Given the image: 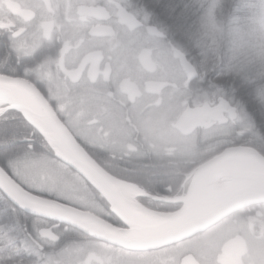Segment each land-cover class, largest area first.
<instances>
[{
	"label": "flooded vegetation",
	"instance_id": "flooded-vegetation-1",
	"mask_svg": "<svg viewBox=\"0 0 264 264\" xmlns=\"http://www.w3.org/2000/svg\"><path fill=\"white\" fill-rule=\"evenodd\" d=\"M6 2L9 16L0 15V33L17 23L21 32L28 31L39 18L40 36L22 51H14L0 35V117L21 116L4 112L12 97L2 85L19 81L30 86L78 146L98 161L121 198V207L135 216L177 212L181 205L168 201L185 196L190 184L181 159L192 151L185 150L184 141L201 140L209 130L221 127L231 137L233 121L227 120V111L232 106L224 101V124L206 119L187 136L174 128L186 110L207 104L215 111L221 99L201 101L205 92L194 82L198 75L185 84L177 55L181 52L161 29L151 25L143 10L132 6V0ZM209 138L215 151V136ZM160 169H170L171 177L132 178V174ZM80 180L96 213L74 206L125 230L119 211L86 180ZM262 206L236 211L202 232L145 252L92 240L101 248L122 250L128 264H264ZM92 259L96 264H111L107 254Z\"/></svg>",
	"mask_w": 264,
	"mask_h": 264
},
{
	"label": "water",
	"instance_id": "water-1",
	"mask_svg": "<svg viewBox=\"0 0 264 264\" xmlns=\"http://www.w3.org/2000/svg\"><path fill=\"white\" fill-rule=\"evenodd\" d=\"M177 55L186 76L185 84H188L197 78V74L183 54L178 52ZM2 87L12 97L4 112L20 113L25 123L51 149L56 160L86 180L119 211L118 219L126 229H115L90 212L30 193L0 167V193L25 214L38 216L44 209L70 212L90 238L125 251L145 252L202 232L236 211L264 204V157L253 148L239 146L222 150L190 173L186 195L168 201L181 205L177 212L135 216L120 206L122 200L109 185L108 176L78 146L35 89L19 81H8ZM225 107L227 104L220 100L215 111L207 104L186 110L174 128L187 136L206 119L224 124L226 119L222 117V110ZM235 116L234 108L227 111V120H234ZM218 181L229 184L216 190Z\"/></svg>",
	"mask_w": 264,
	"mask_h": 264
},
{
	"label": "trees",
	"instance_id": "trees-1",
	"mask_svg": "<svg viewBox=\"0 0 264 264\" xmlns=\"http://www.w3.org/2000/svg\"><path fill=\"white\" fill-rule=\"evenodd\" d=\"M211 1L132 0V6L143 10L151 20V25L161 29L167 39L193 66L198 75L194 82L203 88L208 97L207 101L216 103L217 99H222L237 113L231 124V137L226 136L224 127L216 129L215 151H212L210 146L211 139L205 137L202 141L198 139L195 142L191 153H185L184 159H181L185 164L183 167L185 178L196 165L214 157L225 148L250 147L264 157V73L242 72L237 66L223 60L214 51L211 41L205 38V33L200 27L202 17L207 16L215 21L222 16H242L243 13L236 10L237 5H252L258 10L262 0H216L215 6L210 8ZM209 93H213V97ZM30 134L32 136H29ZM205 148L208 149L205 151ZM202 150L205 151L204 155L197 158L196 156L203 153ZM88 156L100 167L91 154ZM35 161L57 163L72 175L81 178L54 158L51 149L20 115H2L0 167L22 188L30 191L14 177L11 165L23 162L28 166ZM142 173L137 176L132 174V178L149 177L150 174L151 177H171L170 169ZM38 194L36 195L39 197L57 200L45 193ZM251 208L254 207H249ZM37 217L15 209L0 193V264H33L39 251L33 231Z\"/></svg>",
	"mask_w": 264,
	"mask_h": 264
},
{
	"label": "clouds",
	"instance_id": "clouds-1",
	"mask_svg": "<svg viewBox=\"0 0 264 264\" xmlns=\"http://www.w3.org/2000/svg\"><path fill=\"white\" fill-rule=\"evenodd\" d=\"M242 16H222L213 21L202 17L200 27L211 41L214 51L242 72L264 73V0L255 6L240 4ZM0 15L9 16L6 0H0ZM261 22L257 23V17ZM13 19H15L13 17ZM39 18L21 32V25L5 28L3 35L14 51H22L26 43L40 36ZM34 239L38 254L33 264H96L94 256L109 255L111 264H128L120 249L101 246L90 239L70 212L41 210L34 223Z\"/></svg>",
	"mask_w": 264,
	"mask_h": 264
},
{
	"label": "rangeland",
	"instance_id": "rangeland-1",
	"mask_svg": "<svg viewBox=\"0 0 264 264\" xmlns=\"http://www.w3.org/2000/svg\"><path fill=\"white\" fill-rule=\"evenodd\" d=\"M215 1L216 0L211 1L209 5L211 6L210 8H213L215 6ZM259 22H261V17H259ZM200 99L201 101H204V99L205 101H207L208 97L206 96V94H203ZM215 134L216 131L214 132L213 130H209V133L207 132L204 135H206L205 137L209 138L210 135L215 136ZM166 140L168 139L166 138ZM195 142L196 141L192 142L191 140L184 141L185 150L191 152V148L194 146ZM207 149L205 148V151ZM204 153L196 157H202ZM197 158H195L194 161H196ZM11 167L13 169L14 177L18 179L19 183L28 188L30 190L29 192L35 195L38 193H45L47 195L54 196L57 199L55 201L69 206L75 205L78 206V208L80 207L82 209H86L87 211L96 210V206L90 203V197H88V194L83 191L80 185V182L82 181H78V177L69 173L64 167L60 166L59 164L52 162L49 163V161H35L31 164H28V166L26 165V163L22 162L18 164L14 163L11 165ZM75 180L78 181L79 184H76L74 182ZM227 184L229 183L225 181H218L215 184V187L217 186L216 190H220V188L225 187Z\"/></svg>",
	"mask_w": 264,
	"mask_h": 264
},
{
	"label": "bare ground",
	"instance_id": "bare-ground-1",
	"mask_svg": "<svg viewBox=\"0 0 264 264\" xmlns=\"http://www.w3.org/2000/svg\"><path fill=\"white\" fill-rule=\"evenodd\" d=\"M257 205H260V204H257ZM253 206H254V205H253ZM148 218H151V215H149Z\"/></svg>",
	"mask_w": 264,
	"mask_h": 264
}]
</instances>
